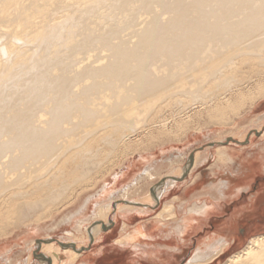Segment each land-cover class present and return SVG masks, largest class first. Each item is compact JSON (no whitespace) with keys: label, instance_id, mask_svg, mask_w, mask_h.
<instances>
[{"label":"bare ground","instance_id":"bare-ground-1","mask_svg":"<svg viewBox=\"0 0 264 264\" xmlns=\"http://www.w3.org/2000/svg\"><path fill=\"white\" fill-rule=\"evenodd\" d=\"M261 97L264 0H0V236L14 214H38L85 187L138 124L163 133L195 112ZM198 162L194 152L178 176L156 183L153 202ZM100 216L91 240L112 224ZM38 241V264H71L83 250ZM204 245L185 264H211L229 247ZM222 264H264V234Z\"/></svg>","mask_w":264,"mask_h":264},{"label":"rangeland","instance_id":"rangeland-1","mask_svg":"<svg viewBox=\"0 0 264 264\" xmlns=\"http://www.w3.org/2000/svg\"><path fill=\"white\" fill-rule=\"evenodd\" d=\"M199 112L192 114L186 126L177 127L171 123L166 126L168 131L163 133H158L162 127H152L141 132L142 129L149 128L150 124H138L139 132H133V136L131 135L132 137L130 136V139L121 145L112 162L104 164L101 174L93 178L85 187H79L69 195V198L60 199L56 204L43 206L38 214L34 212H25V216L14 214L13 218L4 224V232L0 236V244L5 243L6 246L5 251L0 254V264H38L36 253L39 252L36 249V241L47 238L74 243L75 246L83 249L80 251L81 255L71 264L94 260L95 255L101 251L125 252L126 246H129V252H125V257L116 259L115 264H130L129 259L132 262L137 261L135 257H130V252L134 251L136 243L141 246L139 250L151 244L162 245L164 242L169 248H176L174 228L169 233L172 238L167 236L168 234L153 231L160 222L163 223V228L170 227L166 220L167 215L164 213L159 216V213L170 210L172 207L168 205L171 204L184 202L183 205L192 206L197 201L192 200L197 190H193L192 195H186L185 192L187 189H192L199 178L204 180L202 185L204 187L209 183V178H216L219 176L216 174L223 169H236L232 165L227 168L229 163L227 164L223 157L217 154V146H222L218 143L233 139L249 143L255 149L264 141V97L253 103L249 102L242 108L236 106V109H221L212 116L206 112ZM211 145L214 147L208 148ZM240 145L230 142L223 146L235 148ZM209 150L214 155L209 162L198 166L197 163V167H194L193 173L187 180L183 179L171 186L168 191L165 190L158 205L153 202L150 189L156 183L169 175L178 176L180 168L186 165L192 153L199 151V155L203 157ZM123 200L149 204L150 207L140 212L133 211L132 218L124 225L122 218L119 217V210L111 207L115 204L120 205L121 208ZM122 210L135 209L123 207L120 211ZM100 214H103L104 220L111 216L112 224L110 225L109 220H106L104 225L106 229L101 225L99 233L91 240L88 229L101 217ZM142 227L150 237H143ZM138 229L142 232L139 237L135 235ZM260 234H264V222L258 223L257 228L250 231L245 241L225 249L222 256L211 264L224 263L228 257L240 251L250 238ZM187 239L182 244L184 250L190 245L189 237ZM117 246L125 247L120 249ZM198 247L204 248V243L197 242L185 263L195 254ZM171 262L175 264L176 259Z\"/></svg>","mask_w":264,"mask_h":264},{"label":"crops","instance_id":"crops-1","mask_svg":"<svg viewBox=\"0 0 264 264\" xmlns=\"http://www.w3.org/2000/svg\"><path fill=\"white\" fill-rule=\"evenodd\" d=\"M246 145L235 148L218 145L217 154L221 155L227 164L229 163L225 164L227 168L232 165L236 169H223L216 174L219 175L216 178H209V183L204 187H202L204 180L199 178L194 187L185 192L186 195H192V191L197 190L192 196V200L197 201L192 206L187 207L183 205L184 202L168 205L172 207L169 211L175 212V216H167L166 220L170 227L163 228V223L160 222L153 231L168 234L167 236L172 238L169 233L174 228L176 248H169L164 242L162 245L151 244V246L139 250L141 246L134 243V251L130 252V257H135L137 261L132 262L129 259L130 264H172L171 261L175 259V264H184L191 256L197 242L211 245L217 239L222 238L229 243L228 249L245 241L250 231H254L258 223L264 222V141L261 146L255 149L249 143ZM212 147L214 146L211 145L208 148ZM197 153L200 154L199 151ZM213 157V152L210 150L203 157L199 155L197 166L209 162ZM192 171L187 178L193 173ZM225 183L226 185L223 186ZM170 187L166 190L168 191ZM134 209L119 211V217L122 218L125 225L132 218L133 211H142L139 208ZM123 216H127L125 221ZM188 225L189 228L186 229ZM142 230L143 237H150L144 227ZM141 234V230L135 231V235L138 237ZM187 237H189L190 245L184 250L182 244L188 240ZM140 239L142 241L141 237ZM117 247L122 249L125 246ZM206 247L204 245V248ZM128 248L129 246H126V250H124L126 253L129 252ZM125 252L113 250L106 253L101 251L95 255L94 260L90 259L85 264H115L116 259L125 257Z\"/></svg>","mask_w":264,"mask_h":264},{"label":"water","instance_id":"water-1","mask_svg":"<svg viewBox=\"0 0 264 264\" xmlns=\"http://www.w3.org/2000/svg\"><path fill=\"white\" fill-rule=\"evenodd\" d=\"M229 141H230V140H226L225 143L227 144ZM233 142H235V141H233ZM38 242H40V241H38Z\"/></svg>","mask_w":264,"mask_h":264}]
</instances>
